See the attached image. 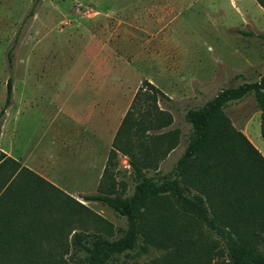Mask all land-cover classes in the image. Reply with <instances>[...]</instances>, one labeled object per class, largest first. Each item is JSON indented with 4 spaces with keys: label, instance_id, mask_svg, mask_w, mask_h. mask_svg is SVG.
I'll use <instances>...</instances> for the list:
<instances>
[{
    "label": "rangeland",
    "instance_id": "374dc122",
    "mask_svg": "<svg viewBox=\"0 0 264 264\" xmlns=\"http://www.w3.org/2000/svg\"><path fill=\"white\" fill-rule=\"evenodd\" d=\"M259 34H264V10L254 0H0V112L7 83L13 82L1 145L13 148L18 158L31 155V162L50 165L45 175L66 193L97 194L106 139L93 155L75 150L74 135L82 134L89 143L96 130L82 119L95 99L108 96L112 138L138 89L149 82L165 95L158 107L170 109L171 129L181 132L179 144L159 167L145 170L159 179L185 150L192 131L184 121L187 110L203 106L222 89L264 77ZM224 113L264 156L254 95L228 103ZM117 154L110 171L117 194L126 197L134 189L132 161ZM77 202L60 198L45 208L46 220L59 222L49 229L51 240L44 237L38 247L68 251L63 264H84L73 256L75 232L88 244L97 232L118 237V229L127 227L126 218L107 205ZM165 253L149 246L120 255L113 264H162ZM213 264L228 263L217 258Z\"/></svg>",
    "mask_w": 264,
    "mask_h": 264
},
{
    "label": "trees",
    "instance_id": "16d2710c",
    "mask_svg": "<svg viewBox=\"0 0 264 264\" xmlns=\"http://www.w3.org/2000/svg\"><path fill=\"white\" fill-rule=\"evenodd\" d=\"M256 2L264 9V0ZM259 38L264 40V34ZM144 85L117 130L99 192L81 197L107 205L126 218L127 227L118 229V237L97 232L88 244L75 232L73 256L84 264H113L120 255L153 246L166 249L162 264H213L217 258L228 264H264V156L224 113L228 103L252 93L264 140V77L222 89L203 106L187 110L184 121L192 131L185 150L159 179L145 170L159 167L179 144L181 132L171 129L170 109L158 107L165 95L149 82ZM12 98L9 79L0 128ZM117 153L132 161L134 189L126 197L117 194L110 171ZM60 198L79 204L0 152V264L65 263L68 251L38 247L44 237L51 240L49 229L59 222L46 220L45 208Z\"/></svg>",
    "mask_w": 264,
    "mask_h": 264
},
{
    "label": "crops",
    "instance_id": "0c3cea01",
    "mask_svg": "<svg viewBox=\"0 0 264 264\" xmlns=\"http://www.w3.org/2000/svg\"><path fill=\"white\" fill-rule=\"evenodd\" d=\"M256 2V0H254ZM257 3V2H256ZM257 5L259 6V4L257 3ZM261 9H263L261 6H259ZM264 10V9H263ZM103 94V92L101 91V95ZM9 114V113H7ZM84 120L82 119V121H84V123H86L87 125L94 127L96 130L95 135H93L91 137V139H89V143H86L83 139V135L82 134H75L74 135V145H75V150L77 151H81L84 150L85 154H87V150L89 151V153H92L93 155L95 153H100L101 147L100 144L103 143L104 138L106 139V152H104L101 156H102V163L101 166L99 168L98 171V182L100 183L101 179H102V175L103 172L105 170V163H107L108 160V156L109 153L111 151V149H113V146L111 147L112 141H113V137L115 136V134L117 133V130L114 134V136H112V138H110V122H111V112H110V98L107 96V98L104 100V98L102 97V99H95L93 107H92V112L90 114L85 115ZM72 121L76 124L78 123V119H72ZM6 122L7 119L5 120V123L1 124V128H0V152H3L5 155H7L8 157L14 159L15 161H17L18 163L21 164L22 167H25L29 170H31L33 173H35L36 175H38L39 177H41L42 179H44L46 182L52 184L54 187L62 190L60 187H58L57 185H55V183L53 182V180L51 178H49L48 176L45 175V170L47 168L50 167V165H45L42 163H37V161H32L30 160L31 155H28L26 158H18L15 156V151L13 148H10L8 150H5L4 147H2L3 145H1L2 141L5 138V134H4V128L6 126ZM121 124V123H120ZM119 128V127H118ZM62 153V151H61ZM30 163V167L29 166ZM104 166V167H103ZM34 168V169H32ZM50 169H53L52 167H50ZM92 169V167L90 168V170ZM87 168H85V174H83V178L87 177ZM91 172V171H90ZM88 172V173H90ZM73 179H77L80 176H72ZM88 178H89V174H88ZM98 183V186H99ZM63 192H65L64 190H62ZM66 193V192H65ZM67 195H69L70 197H72L75 200H82V196L84 195H91V194H83L81 195V197H74L71 194L66 193ZM83 201V200H82Z\"/></svg>",
    "mask_w": 264,
    "mask_h": 264
}]
</instances>
